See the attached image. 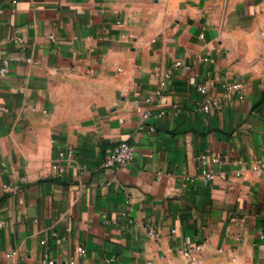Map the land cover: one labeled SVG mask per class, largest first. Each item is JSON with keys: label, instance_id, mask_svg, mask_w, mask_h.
Returning <instances> with one entry per match:
<instances>
[{"label": "crops", "instance_id": "crops-1", "mask_svg": "<svg viewBox=\"0 0 264 264\" xmlns=\"http://www.w3.org/2000/svg\"><path fill=\"white\" fill-rule=\"evenodd\" d=\"M2 58L0 264H264V0H0Z\"/></svg>", "mask_w": 264, "mask_h": 264}, {"label": "built area", "instance_id": "built-area-1", "mask_svg": "<svg viewBox=\"0 0 264 264\" xmlns=\"http://www.w3.org/2000/svg\"><path fill=\"white\" fill-rule=\"evenodd\" d=\"M14 42L18 46H22L23 39L20 36L14 37ZM202 61H212L210 54H206L202 57ZM182 65L180 62H173L174 68H179ZM183 69H187V66H182ZM9 70V59L8 58H2L0 61V82L1 80L7 75ZM169 72H163L161 74L163 79L169 78ZM196 76V74H194ZM222 87L224 88L225 92L224 95L229 91H235L238 93V99L243 97V91H242V84L240 82H233V83H223ZM195 89L196 91L203 96L200 100H198L196 103L197 105L204 111V112H210L215 110L219 107L221 101L218 97H212L207 95V83L203 81H198L195 83ZM162 95V89L161 87L155 88V90L150 95H146L144 97L145 103L149 106L144 112H142L141 117L143 119H146L151 114V106L153 102L158 100ZM7 108L5 105L0 103V111H6ZM174 114H176L175 111H173ZM158 115H162V112H160ZM151 130H153L152 127H150ZM59 157L65 158L66 160H74V149L71 146H67L64 150L59 152ZM133 157V146L131 143L122 141L118 142L115 145L109 147L105 153L102 156L101 159V166L104 168H117L125 163H127L129 160H131ZM196 159L199 160L202 164L207 163L209 161L211 162H222L216 157L209 156L203 152H200L196 155ZM60 165L58 162H55L52 165V168L54 170L59 169ZM251 169L254 172H258L262 175H264V159L262 158H255L252 160L250 164ZM203 175L209 179L212 177V172L209 170H203ZM6 187V186H4ZM0 226H2V222L0 221ZM150 235H153L154 232H149ZM43 243V242H41ZM181 253L183 257L186 260L187 264H203V259L201 255V244H196L193 246L185 247L181 250ZM13 252L8 253L7 255H11ZM43 263H50V260L44 256L42 259Z\"/></svg>", "mask_w": 264, "mask_h": 264}]
</instances>
